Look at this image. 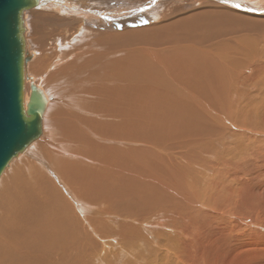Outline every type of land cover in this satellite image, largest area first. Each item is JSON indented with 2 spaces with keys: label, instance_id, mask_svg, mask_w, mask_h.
<instances>
[{
  "label": "bare ground",
  "instance_id": "bare-ground-1",
  "mask_svg": "<svg viewBox=\"0 0 264 264\" xmlns=\"http://www.w3.org/2000/svg\"><path fill=\"white\" fill-rule=\"evenodd\" d=\"M110 1L25 12L24 109L32 83L46 102L41 133L0 175V264H194L187 233L208 225L195 220L206 198L186 193L203 179L196 162L232 109L237 127L250 73L264 71L238 57L262 58L260 39L222 38L264 36V0ZM153 6L150 24L131 27Z\"/></svg>",
  "mask_w": 264,
  "mask_h": 264
},
{
  "label": "rangeland",
  "instance_id": "rangeland-1",
  "mask_svg": "<svg viewBox=\"0 0 264 264\" xmlns=\"http://www.w3.org/2000/svg\"><path fill=\"white\" fill-rule=\"evenodd\" d=\"M105 1L111 2L110 0ZM154 1L155 0H152L153 3ZM154 6L137 13V19L139 22L131 27L150 24L153 20L152 17H150V12ZM183 6H188V4H183ZM109 7H112V5ZM161 17L162 19L164 18L162 15ZM122 20H114L117 21L115 25L118 23L120 24ZM124 29L125 27H118L114 30L121 32ZM252 36L257 39L255 40ZM263 37V34L259 31L244 30L235 31V33H228L223 36L222 40L232 44L239 39L245 41L248 40V43H251L253 47L255 46V48H257L256 46H259L260 42L261 47L262 44L264 45ZM259 39L260 42H258ZM144 45L145 44L130 47L127 46L126 48L123 47L122 49L112 50V56L117 57L115 54L121 56L120 53L124 54L133 52V50L138 48V50H140V48L145 47ZM149 45L150 44H146V46ZM231 53L232 54L230 55H232V59L230 58V64H232V67H235V69H239L240 65L235 61L234 52ZM247 55L250 57L248 60L245 57L246 55L238 56L242 62L241 65L244 64L243 69H245L246 66H249L250 68L256 65L260 66L262 62L264 63V55L262 58L259 57V59L256 60L251 59L253 57H251L249 53H247ZM252 74H254V79L251 78V82L254 83V87L251 89L249 87L244 88L245 92L240 100V106L241 102L244 104L240 108L242 113L235 124L237 127L233 126L234 123L232 122V119L235 118L234 109H232V114L227 113L229 115H227L228 117L226 116L224 119L219 118L217 127L221 131H216V134L212 137L213 139H211L212 148L214 149H211V152L206 150L207 154L203 151L199 160H197L198 163L196 162V164H198L197 169L200 173L204 174L202 176L204 180L198 178V180L193 183L195 187L192 185L189 191H186L187 195H195L193 197L199 196V202H202L203 197L206 198L204 204L201 203L195 205V214H198L197 217H195V220H201V224L208 222L207 227H204L206 224L202 226L197 224V235L187 233L188 235L186 236V239L190 240V252L192 253V262L194 264H262V262H264V255H261V253L264 254V241L262 239V237H264V99H262V97H264V71L263 73L261 71H251L250 75ZM234 81L235 80L231 83L232 85L234 84ZM261 81L263 84H261ZM254 98L255 100H253ZM228 111L229 110H226L225 112H217L221 116ZM235 115L238 116V114ZM242 118L243 120H246L245 123H243L244 121H242ZM256 123H258V125ZM259 126L261 127V130H259ZM217 137L219 138L217 139ZM202 184L203 187L201 189L200 187ZM205 185H209L208 189L205 190L208 194L207 196L206 194L203 195ZM208 199L209 201H207ZM211 201L212 203L210 204ZM213 208L214 212L210 210ZM208 211L210 213H208ZM207 219H209V221ZM226 220L227 222L225 223L224 221ZM229 221L230 224H228ZM215 228H218V230H215ZM192 237L193 239H191ZM257 238L260 239L257 240ZM212 241L215 242L211 244ZM230 241L231 243H229ZM169 245L171 246L170 250L174 251L176 246H174L173 242ZM260 255L263 256V258ZM251 258H253V261L250 260ZM254 258L257 260H254ZM259 260L262 262H259Z\"/></svg>",
  "mask_w": 264,
  "mask_h": 264
},
{
  "label": "water",
  "instance_id": "water-1",
  "mask_svg": "<svg viewBox=\"0 0 264 264\" xmlns=\"http://www.w3.org/2000/svg\"><path fill=\"white\" fill-rule=\"evenodd\" d=\"M40 4L39 0H0V175L41 133L46 99L33 83L24 109V73L29 58L25 12Z\"/></svg>",
  "mask_w": 264,
  "mask_h": 264
},
{
  "label": "snow or ice",
  "instance_id": "snow-or-ice-1",
  "mask_svg": "<svg viewBox=\"0 0 264 264\" xmlns=\"http://www.w3.org/2000/svg\"><path fill=\"white\" fill-rule=\"evenodd\" d=\"M237 8H239V7H242V5H240V4H237V5H235Z\"/></svg>",
  "mask_w": 264,
  "mask_h": 264
}]
</instances>
